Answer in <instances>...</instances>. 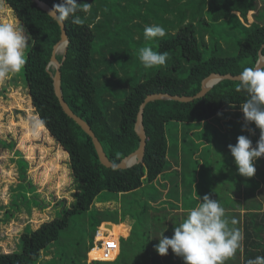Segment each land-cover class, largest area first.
I'll return each mask as SVG.
<instances>
[{"label":"trees","instance_id":"1","mask_svg":"<svg viewBox=\"0 0 264 264\" xmlns=\"http://www.w3.org/2000/svg\"><path fill=\"white\" fill-rule=\"evenodd\" d=\"M3 1L15 12L31 37L23 60L28 93L41 126L49 130L68 153L77 191L69 206L62 203L59 217L21 234L20 250L0 251V264H37L42 251L61 239L62 230L71 225L72 216L88 211L102 191L137 190L145 180L154 182L166 169L171 170L169 154L171 146L177 144L171 141L176 137L173 131L181 128L179 123H208L220 112L226 117H236L225 124L230 132L222 136L224 143L220 142L219 147L224 152V168L228 170L225 177L238 181L239 192L233 194L234 201L212 190L208 197H200L202 203L196 199L192 204H182L183 217L189 214L185 223L179 224L180 218H169V224L176 222L173 224L175 233L166 231L164 236L167 237H138L139 243L137 237H131L133 225L132 231L122 232L123 236L122 223L113 224L110 229L115 231L111 230L101 247H94L96 233L84 248L82 239L76 242L75 254L67 256V264H264V123L249 115L257 114L264 121V66L250 81L226 78L204 96L190 101H150L143 118L147 134L144 161L127 168L107 167L101 163L91 136L64 111L55 92L52 76L55 68L50 66L49 70L48 64L54 45L61 38L59 23L34 0ZM43 1L62 18L69 38L66 58L61 65L64 99L91 126L115 164L139 147L135 123L140 105L148 94L195 95L201 90L203 79L210 74L250 72L260 51L264 54V6L256 15L259 21L246 25L234 13L223 20L219 19L221 16L211 17V22L204 24V16H210V7L206 9L209 0H120L115 3L114 14L109 0ZM134 5L139 7L133 9ZM193 24L196 27L190 47L171 49L174 42H179L178 29L192 31ZM98 40L100 45H97ZM146 45L149 57L145 53ZM63 55L57 54L58 59L62 60ZM155 59H158L156 65ZM138 60L151 68L150 74L130 85L124 80L127 72L120 76L119 69L126 71L132 61L137 63ZM117 62L120 67L115 69ZM108 73L116 79L103 80ZM123 85L128 88L124 89ZM249 121L259 134L255 135L253 145L252 141L249 143L253 137L248 131H244L246 137L241 140L234 136L237 135L234 127L243 124L245 126L241 127L246 128ZM173 123L176 126H170ZM260 127H263L262 132ZM183 128L184 152L190 130ZM259 137L261 140L257 142ZM178 161L185 168L188 160ZM18 163L25 175L27 161L20 158ZM169 173L162 176L161 181L165 183ZM21 188L13 198L15 208L20 200L31 201L28 191L33 189L24 184ZM178 188L179 182L175 180L167 195H176ZM177 194L179 197V192ZM186 198L188 193L183 195V199ZM199 204L201 207L196 210ZM146 210L147 205H144L140 213ZM104 221H97L96 232ZM115 232L118 238L134 239V253L127 255L122 246L115 259L89 263V252L98 258L103 251H107L109 257L115 254ZM206 243L211 247L203 248ZM164 249L169 252L163 256ZM64 259L65 256L62 264H65ZM52 264H59L58 260Z\"/></svg>","mask_w":264,"mask_h":264},{"label":"rangeland","instance_id":"2","mask_svg":"<svg viewBox=\"0 0 264 264\" xmlns=\"http://www.w3.org/2000/svg\"><path fill=\"white\" fill-rule=\"evenodd\" d=\"M116 1L109 0L110 9L117 8ZM253 2V3H252ZM264 6L263 0H209L206 9L210 7V16L206 14L202 19L204 24H208L211 17H220V20L228 18L230 13L236 14L242 22L250 25L252 22L259 21L256 17L259 10ZM129 7V6H128ZM139 6L134 5L133 9ZM132 9V7H130ZM224 10V11H223ZM111 15V13H110ZM116 15L117 12H116ZM112 16V15H111ZM211 22V21H210ZM199 24H197V27ZM193 30L178 29L179 42H174L171 49H182L190 47L193 40ZM208 38V35H207ZM147 41L150 42L148 39ZM146 42V40H145ZM31 44V37L24 27L23 23L17 18L15 12L9 6L0 0V251L11 252L20 250L21 234L26 231H32L40 226L41 223L59 217L61 215L62 203L69 206L72 202L73 193L77 191V183L74 181L72 171L69 165L68 153L61 147L53 138L49 130L41 126L40 119L36 113L35 107L32 104L31 97L28 93L25 76L23 73V60L25 59L27 49ZM101 41H97L100 45ZM170 45V44H169ZM134 48V46H132ZM145 53L150 56V53ZM152 47V46H149ZM148 48V47H147ZM135 50V49H134ZM63 49L58 52L62 54ZM113 59L112 54L108 55ZM138 58V57H137ZM159 58V56H158ZM154 65L158 63L155 59ZM55 68L54 65L51 66ZM120 67L119 62L115 64V69ZM151 68L144 66V63L131 62L130 66L124 69H119V75H127L124 80L131 85L143 80L150 74ZM115 80L116 77L108 73L103 77V80ZM127 89L128 86H124ZM226 115V114H225ZM222 112L208 123H179V130L173 131L176 137L171 141V154H169L170 165L177 170H167L170 172L168 180L164 183L161 177L167 175L165 172L158 177L154 182L144 181L142 187L129 192H112L104 190L95 198L90 209L86 212L72 216L71 225L62 230L61 239L50 244V246L42 251L41 259L37 264H52L53 261L61 260L67 264V256H74L76 242L83 240L82 247L88 244V240L94 237L96 228L94 226L97 221L105 219L104 222L120 224L121 233L126 230L133 231L131 237H163L166 231L175 233L176 229L172 224H169V218L173 220L179 219V224L185 223V208L182 204H192L196 199L198 203H202L203 199L208 197L210 191L215 190L217 194L229 196V200L234 201L233 194L238 193V181L228 179L224 168V152L219 149L222 136H228L230 130H226L225 124L234 116L226 117ZM254 119L262 120L257 114H249ZM264 116V113H263ZM243 117V116H242ZM232 122V121H231ZM243 122V121H242ZM175 123L171 124L173 126ZM176 126V125H174ZM241 126H245L241 124ZM234 127L237 132V139L241 140L244 137V131H248L252 139L249 143L257 138L255 135L258 132L254 131L251 121L247 123V127ZM189 128L190 132L187 135V145L183 152L182 134L185 132L183 128ZM195 128V129H194ZM260 127V131L262 132ZM176 129V128H174ZM175 136V135H174ZM261 137L256 139L257 142ZM9 143L10 145L4 144ZM224 143V142H222ZM222 145V144H221ZM20 158H24L27 163L24 164L25 175L22 174L21 166L18 163ZM183 158L186 160V170L182 163L178 160ZM177 161V162H176ZM184 171V172H183ZM179 177L176 179L175 177ZM181 175V176H180ZM173 179V180H172ZM226 179V181H225ZM175 180L179 182V197L176 195H167L168 189L173 187ZM169 182V183H168ZM24 184L31 187L28 194L31 198L30 203L19 201L18 206L13 207V198L17 193H20ZM167 184V185H166ZM213 188H211L210 186ZM215 185V187H214ZM170 186V187H169ZM28 189V188H27ZM175 190V188H174ZM188 193V200L183 199V195ZM201 197V198H200ZM240 198V194L238 195ZM166 200V201H164ZM174 203V204H172ZM197 203V204H198ZM147 205V210L140 213L142 206ZM180 206L177 207V206ZM200 204L196 206V210L200 209ZM183 217V219H182ZM184 222H182V220ZM172 221V220H171ZM102 223L98 239H103V243L109 237L111 230ZM135 222V223H134ZM115 231V230H114ZM148 232V234H147ZM107 235H104L106 234ZM127 234V233H126ZM117 237V234L115 232ZM121 235H125L122 233ZM122 236H120L121 238ZM167 237V236H164ZM62 240V241H61ZM170 241H167V243ZM121 250L122 246L126 248L127 255L132 254L134 239H120ZM117 246L115 254L109 257L107 251H103L100 258L88 253V262L93 259L105 260L113 259L117 254ZM94 241V246H95ZM211 247L206 243L203 248ZM120 250V248H119ZM146 252V249L142 250ZM169 251L165 249L163 256ZM205 252L208 253V250ZM204 252V253H205Z\"/></svg>","mask_w":264,"mask_h":264},{"label":"water","instance_id":"3","mask_svg":"<svg viewBox=\"0 0 264 264\" xmlns=\"http://www.w3.org/2000/svg\"><path fill=\"white\" fill-rule=\"evenodd\" d=\"M39 7H41L43 10H45L47 13H49L52 17H54L57 22L59 23L61 27V38L60 40L54 45L53 51H52V56L50 59V62L48 64V69L50 66L54 65L55 66V72L52 73L53 80H54V88L55 92L59 98V101L64 109V111L72 117L82 128L83 130L89 134L92 138V141L95 145L96 151L98 153L99 159L102 164H104L107 167H114V168H127L130 167L136 163H140L144 161V156H145V150H146V144H147V134L145 130V126L143 123V118H144V109L146 105L153 100L157 99H176L180 101H190L193 100L194 98L204 96L216 83L223 79H233V80H252L257 71L262 69L264 66V54L260 51L259 53V59L254 67V69L250 72H245V73H240L237 75L227 73V74H220V73H212L206 78L203 79L202 81V87L201 90L196 93L195 95H172L167 92H155L148 94L143 102L140 105L138 114H137V120L135 123V130L140 138L139 142V147L129 155L125 156L119 163L115 164L112 162L109 157L107 156L101 142L99 141L98 137L92 130L91 126L79 115H77L68 105V103L65 101L64 96H63V91H62V86H61V65L66 58V51H67V46L69 43V38L68 34L65 29V24L62 18L58 15L56 10L49 5L48 3L44 2L43 0H34ZM64 45L63 48V57L62 60H59L57 57L58 50L60 47ZM50 70V69H49ZM113 223L111 222H106L105 226L111 227Z\"/></svg>","mask_w":264,"mask_h":264},{"label":"built area","instance_id":"4","mask_svg":"<svg viewBox=\"0 0 264 264\" xmlns=\"http://www.w3.org/2000/svg\"><path fill=\"white\" fill-rule=\"evenodd\" d=\"M99 232H100V229H98L97 232H96L97 237H98V235H99ZM96 235H95V236H96ZM104 235H107V233L104 234ZM97 237H95V244H96V245H95L94 247H101V246L103 245V239H98ZM118 242H119V240H118ZM94 247H93L92 249H94ZM119 248H121V246H120V242H119V247H118V253L114 256L113 259H115V258L119 255V252H120ZM92 249H91V250H92ZM113 259H105V260H113ZM94 260H98V259H93V260H91V261H94Z\"/></svg>","mask_w":264,"mask_h":264},{"label":"crops","instance_id":"5","mask_svg":"<svg viewBox=\"0 0 264 264\" xmlns=\"http://www.w3.org/2000/svg\"><path fill=\"white\" fill-rule=\"evenodd\" d=\"M103 223V222H102ZM104 223H106V222H104ZM113 224H115V223H113ZM133 225V224H132ZM105 226V225H104ZM132 227V226H131ZM120 237L118 238V240H119V242H120ZM120 245H121V243H120ZM120 250H121V248H120ZM165 251V249L163 250V252ZM120 253V252H119Z\"/></svg>","mask_w":264,"mask_h":264},{"label":"bare ground","instance_id":"6","mask_svg":"<svg viewBox=\"0 0 264 264\" xmlns=\"http://www.w3.org/2000/svg\"><path fill=\"white\" fill-rule=\"evenodd\" d=\"M63 48H64V45H62V46L60 47V49L58 50V52L61 51Z\"/></svg>","mask_w":264,"mask_h":264}]
</instances>
